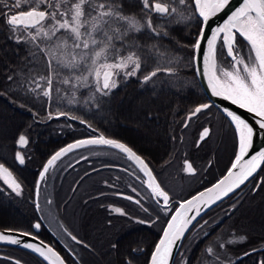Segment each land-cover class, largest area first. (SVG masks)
Returning <instances> with one entry per match:
<instances>
[{
  "label": "flooded vegetation",
  "instance_id": "flooded-vegetation-1",
  "mask_svg": "<svg viewBox=\"0 0 264 264\" xmlns=\"http://www.w3.org/2000/svg\"><path fill=\"white\" fill-rule=\"evenodd\" d=\"M116 2L122 5L121 0ZM12 3L13 0H0V14L3 15L6 11L4 4ZM20 10H27V7L13 9V11ZM7 27L9 28L8 25ZM6 43L9 45L5 49L8 52L5 60L18 63L19 59L23 58L21 57L23 50L18 46L25 42L18 43L13 39ZM115 43L123 54L121 42ZM240 48L242 54L247 51L245 47L240 46ZM124 77L121 72L117 77L118 87L103 95L106 108H108V100L111 99L110 95L118 96L123 91ZM69 101L72 100L57 93L55 104L58 107L61 105L67 108L73 107L72 104L75 103ZM8 102L11 106H15L12 99H8ZM203 104H208L209 108L190 117V113L198 105L195 106L186 116L184 130L180 132L178 130L173 135L172 140L188 143L187 147L184 146L181 151L175 153L174 158L172 156L162 160L161 157L157 161L154 153H139L125 140L102 133L108 138L125 143L144 158L157 181L169 192L171 210L169 213L166 214L162 208V198L160 204H157L158 198L151 194V190L144 183L146 177L139 170V166L118 149L93 145L94 147H91L94 148L93 150H86L71 157L64 155L50 167L44 180L41 181L38 177L47 160L41 167L35 166L39 162L41 151L37 149L26 151L27 146L30 145L28 138V144L22 150L25 158L24 166H21L14 156L13 162L16 167L13 169L9 167L22 185L20 194L13 191L0 178V228L27 231L42 241L50 240L45 242L52 245L67 264H124L125 258L130 257L134 259L132 264H149L145 247H130L126 245L127 243L130 245V241L121 240L138 235L147 238L146 243H151L157 226L172 214L179 202L217 181L235 157L237 132L233 124L214 104L209 103V100ZM107 121L105 122L108 123ZM120 124L124 126V123ZM85 128L87 135L74 140L101 134V131L89 127L88 124H85ZM205 128L209 129V134L201 140ZM28 160L33 161V166H26ZM185 161L192 164L194 173L185 170ZM251 178L239 190L240 192L235 193L236 195L234 194L230 199L232 202L228 205L225 214L208 217L203 224H200L197 246L191 249L190 256L184 259V263L193 260L194 255L197 254V260L199 256L205 255L201 256L202 260L199 264H207L211 256L204 250L211 242L238 236H246L247 239L230 244L221 251L220 253L227 252L226 257L221 256L222 260H230L231 264H260L264 261V173L260 175L258 173ZM38 181L39 190H37ZM244 191L245 195H243ZM128 196L134 197V200L127 199ZM135 200H140V205L136 204ZM243 202H245L244 206L241 205ZM115 208L122 209L127 215L115 212ZM243 209H246L247 214L241 213ZM213 219L214 221L210 222ZM137 220L144 223H137ZM37 223L40 224L39 229L34 227ZM206 227L211 229L206 230ZM73 235L82 243L73 241L71 239ZM113 244L117 245L115 249L112 247ZM1 246L0 264H16L17 260L23 264H44L38 261L32 262L31 258L27 259L23 255H20L22 259L12 255L18 252L16 247L11 249ZM132 249L137 251L132 252Z\"/></svg>",
  "mask_w": 264,
  "mask_h": 264
},
{
  "label": "snow or ice",
  "instance_id": "snow-or-ice-1",
  "mask_svg": "<svg viewBox=\"0 0 264 264\" xmlns=\"http://www.w3.org/2000/svg\"><path fill=\"white\" fill-rule=\"evenodd\" d=\"M229 2L230 0H193L195 11L205 25L211 17L224 10ZM142 3L145 9L158 14L161 18L172 16L178 12L177 8H169L168 4L160 2V0H154L153 3H150V0H142ZM178 3L184 5L186 0H178ZM25 6L27 10L13 11V9H21ZM4 8L6 9L3 14L5 23L14 33L17 42L32 44L36 52L40 54V58L46 62L44 64L45 74H36L39 70L37 64L35 68L27 67L15 77L8 76V80L16 84L17 90L50 98L54 88V77L66 85H72L73 81H76L81 86H86L91 76L94 78L95 92L107 95L118 87L117 77L121 72L124 76L135 75L142 67H146L148 60L153 57L157 61V66L143 76V82H149L159 73L171 75L175 72L174 67L160 66V63L164 61L165 54L159 52L157 45H152L154 52L145 55L143 60L141 53L137 51H128L126 55L121 54L115 42L120 41L123 46L129 31L140 32L142 29H147L155 36L164 37L168 33L157 31V28L153 27L150 16L141 23L134 16L124 15L122 5L116 0H13L10 5L4 4ZM181 19H186V17L181 16ZM159 27L163 29L164 26L160 25ZM18 32L21 34L16 35ZM237 37L246 42L247 51L243 54ZM204 40L207 42V51L203 52L204 74L207 76L212 94L223 97L240 108L254 113L259 117L257 121L259 127L264 129V0H242L223 25L212 30L210 36L206 37L204 28H201L199 38L193 45L194 49L201 50ZM218 41L221 49H226L227 56L231 58L227 68L217 64ZM128 47L138 49L139 45L132 44ZM37 59L38 57L34 53L33 60ZM167 63L171 64L172 60H167ZM82 68L87 72V75H84L83 72L80 75H75ZM129 68H131L130 71ZM65 70L70 75L61 77V72ZM91 99L94 97L89 98V100ZM207 108H209L208 104L198 105L190 113V117ZM224 111L234 123L238 136V153L235 162L228 170V174L212 188L180 202L179 207L171 214V219L167 222L162 237L155 245L150 264H169L173 248L177 241L184 236L192 221L200 214L201 205L209 207L221 200L239 188L264 163V151L241 163L252 147L254 129L235 112L228 109H224ZM59 115H66V113L61 112ZM49 118H51V114H49ZM73 119H77V117H73ZM81 123L87 122L82 120ZM88 126L91 127V125ZM208 134L209 129L205 128L200 139L203 140ZM17 143L26 145L28 140L21 134ZM88 145L111 146L126 154L127 158L134 161L139 166V170L143 172L146 177L144 183L151 190V194L158 198L157 204H160V198H162V208L165 213L171 211L169 192L157 181L148 163L131 147L118 140L106 138L102 133L96 137L77 140L57 151L44 164L43 170L40 172V180H44L50 167L62 156L74 149ZM15 160L19 164L25 162V158L20 152H16ZM185 164V170L194 173L195 169L192 164L188 161H185ZM237 169L239 170L236 171ZM0 178L13 191L20 194L22 185L4 163H0ZM37 190H39V181ZM126 198L134 200L132 196ZM134 202L138 205L141 203L140 200ZM114 211L127 215L120 208H115ZM193 211L196 215H189ZM136 222L144 223L139 220ZM34 227L39 229L40 224L37 223ZM21 235L31 236V233L23 232ZM69 235L71 234L69 233ZM71 239L77 241V237L74 235L71 236ZM246 239V236L234 237L225 243H219L218 247L225 250L226 245ZM0 241L17 245L23 243V247L32 249L48 264H65L60 254L52 247L43 245L42 241L40 243L22 242L20 236L6 233H0ZM77 242L82 243V241ZM112 247L115 249L117 245L113 244ZM136 251V249H132V252ZM204 251L214 257L216 264H231L230 260H222L221 253H217L212 246L206 247ZM223 255L226 257L227 252L224 251ZM16 264H21V262L17 260ZM124 264H132V259L125 258ZM260 264H264V261H261Z\"/></svg>",
  "mask_w": 264,
  "mask_h": 264
},
{
  "label": "trees",
  "instance_id": "trees-1",
  "mask_svg": "<svg viewBox=\"0 0 264 264\" xmlns=\"http://www.w3.org/2000/svg\"><path fill=\"white\" fill-rule=\"evenodd\" d=\"M153 1L150 0V3H153ZM121 2L124 15L134 16L141 23L150 16L153 27L157 28V31L168 33L164 37L155 36L147 29H142L140 32L129 31L122 46L123 54L126 55L128 51H137L141 53L143 60L145 55L154 52L152 45H157L159 52L165 54L164 61L160 63V66L174 67L175 72L171 75L159 73L152 80L145 83L143 82V76L157 66L155 57L149 59L146 67H142L131 77L125 76L123 78L125 80L123 91L118 96L110 95L108 108L104 106L103 95L95 92L94 79L91 76L86 86H81L76 81H73L72 85H66L54 77V88L50 98L17 90L16 84L10 82L8 76L15 77L16 74L21 73L27 67L35 68L37 64L39 70L36 74H45L44 64L46 62L40 58V54L36 52L33 45L27 42L18 46L23 50L21 52L23 58H20L18 63H10L5 60L8 55L5 49L9 45L6 42L15 39V35L7 27L4 16L0 14V163H4L5 166L12 169L16 167L13 162L17 149L16 142L18 136L24 134L30 140V145L27 146L26 151L31 152L33 149L41 151L39 162L35 164L39 168L49 156L64 144L87 135L85 124L91 125L101 133L125 140L139 153H154L157 161L161 157H163L162 160L172 156L174 158L176 152L184 146L187 147V142H178L172 140V137L178 130L179 132L184 130L183 125L187 114L195 106L209 100L202 86H200L201 84L195 72V49L193 45L199 36L202 20L195 11L193 0H186L184 5H180L178 0H160V2L168 4L169 8L175 7L178 9L176 14L165 18H161L158 14L145 9L142 0H121ZM181 16L186 17V19H181ZM160 25L164 26L163 29L159 27ZM19 34L21 33L19 32ZM16 35L18 34L16 33ZM237 40L239 46L247 48L246 42L242 38L237 37ZM132 44L139 45V48L128 47ZM34 53L38 57L35 61L33 60ZM169 59L172 60L171 64L167 63ZM230 62L231 60L228 58L225 49L222 50L220 42H218V66L226 68ZM85 67L87 66L85 65ZM128 70L130 71L131 68ZM81 72L87 75L83 68L77 71L75 75H80ZM60 75L61 77H68L70 73L65 70ZM128 79H130L129 82ZM56 89H59V91H56ZM57 93L68 100H72L75 103L72 104L73 107L67 108L63 105L58 107L55 104ZM90 97H94V99L89 100ZM8 99H12L15 106H11ZM61 112L66 113V115L56 117ZM49 114H51V118H49ZM73 117H77V119H73ZM82 120L87 123H81ZM120 123H124V126ZM143 127H146L148 134L154 136V141L158 144L155 149L146 147L144 140L137 136ZM26 155H29V153H26ZM27 162L26 166H33L32 160ZM258 173L259 175L264 173L263 165L262 168L260 166L256 174ZM243 195H245V191ZM233 197L234 195L211 209L193 226L177 254L175 264H186L184 259L190 256L191 249L197 246L199 237L197 232L201 230L200 224H203L208 217L225 214L228 205L232 202L230 199ZM241 205L244 206L245 202ZM241 213L247 214L246 209H243ZM169 217L157 226L151 243H146L147 238L138 235L126 237L121 241H130V245L126 244L130 247H145L147 261L149 262L155 248L154 245H156L160 234L163 232ZM212 221L214 219L210 222ZM211 227H206V230L211 229ZM43 240L50 242V240ZM6 247L16 249L15 247ZM16 251L18 252L12 253V255L18 258L23 255L27 259L31 258L32 262L38 261L48 264L32 252L20 248H17ZM201 256L197 260L198 256L195 254L193 260H189L188 263H201L202 257L205 255ZM130 258L134 262L133 257Z\"/></svg>",
  "mask_w": 264,
  "mask_h": 264
},
{
  "label": "water",
  "instance_id": "water-1",
  "mask_svg": "<svg viewBox=\"0 0 264 264\" xmlns=\"http://www.w3.org/2000/svg\"><path fill=\"white\" fill-rule=\"evenodd\" d=\"M242 2V0H230L229 2V5L224 9L222 10L221 12L217 13L216 16L214 17H211L210 20L208 21V23L205 25L203 22H202V26L201 28H204L205 30V36H210L211 35V32L213 29L223 25V23L225 22V20H227L228 16L232 13V11H234L239 5L240 3ZM197 13V12H196ZM198 14V13H197ZM199 16V15H198ZM200 19L202 20V18L200 17ZM201 31V30H200ZM200 35V33H198ZM199 38V36H198ZM197 38V39H198ZM219 42V41H218ZM245 42V41H244ZM217 46H218V43H217ZM207 51V42L206 40L202 41V48L201 50H197L195 49L194 51V65H195V72H196V76L200 82V86H202L203 90L205 91L207 97L209 98V103H212L214 104L227 118L228 120L233 124L232 126H234L235 128V125L234 123L231 121V118L227 116L226 112L224 111V109H228L230 111H233L235 112L237 115H239L242 119L246 120L250 125H252L253 129H254V135H253V142H252V147L248 150V153L245 155V157L243 158V160L241 161V163H244L245 161H247L248 159L251 158V156L253 155H256L258 154L259 152L261 151H264V129H261L259 127V124L257 123V121L259 120V117H257L254 113H250L249 111H247V109H243V108H240L238 105L236 104H233L231 101L227 100V99H224L223 97H218V96H215L212 94V91H211V88L208 84V79H207V76L204 74V56H203V52H206ZM226 51V49H225ZM227 53V52H226ZM230 58V57H229ZM231 59V58H230ZM60 115H57L56 117H59ZM24 135V134H22ZM25 136V135H24ZM105 136V135H104ZM26 137V136H25ZM106 137V136H105ZM238 138V136H236ZM27 140H28V137H26ZM108 138V137H106ZM84 138H81V139H77V140H82ZM85 139H88V138H85ZM77 140H74V141H71L67 144H64V146H62L61 148H64L65 146H67L68 144H71V143H74L75 141ZM28 144V143H27ZM26 145H19L17 143V152H20L22 156H24L23 154V149L25 148ZM125 144V143H124ZM128 146V145H127ZM129 147V146H128ZM238 147V146H237ZM61 148H59L58 150H56L54 152V154L59 151ZM76 149H74L73 151H75ZM136 152V151H135ZM238 153V148H237V152H236V155ZM52 154V155H54ZM68 154V153H67ZM138 154V153H137ZM51 155V156H52ZM66 155V154H65ZM139 155V154H138ZM50 156V157H51ZM49 157V158H50ZM63 157V156H62ZM142 157V156H141ZM48 158V159H49ZM143 158V157H142ZM235 158L236 156L234 157V160L233 162H235ZM47 159V160H48ZM144 159V158H143ZM58 161V160H57ZM56 161V162H57ZM47 162V161H46ZM45 162V163H46ZM55 162V163H56ZM232 162V164H233ZM25 164V162H24ZM24 164H20L21 166H24ZM231 164V166H232ZM264 163L261 164V166L263 165ZM230 166V168H231ZM229 168V169H230ZM228 169V170H229ZM260 169V167L257 168L256 172L253 173V175L251 177H253L257 172L258 170ZM43 170V168H42ZM41 170V171H42ZM228 170L226 171V173L223 175V177L221 176L217 181H215L213 184L209 185L208 187L202 189V190H199L197 193H195L194 195L190 196L189 198L185 199V200H188V199H191L193 196H197L199 193L201 192H205L207 189L209 188H212L213 185L217 184L218 181L222 180L227 174H228ZM239 169H237L236 171H238ZM154 175V174H153ZM155 176V175H154ZM249 177L248 180H246L242 185H240L239 188L235 189L233 192L229 193L227 196L223 197L221 200L219 201H216L214 204H212L211 206L209 207H204L203 205H201V212L198 216H196V219L192 221V223L189 225V228L188 230L185 231V234L184 236L179 240L177 241L176 243V246L173 248V252H172V257L170 258L169 260V264H175V259L177 257V254L179 253L180 249H181V246L186 238V236L188 235V233L191 231V229L193 228V226L205 215L207 214L211 209H214V207H216L217 205H219L220 203H222L223 201H225V199H228L230 198L232 195H234L235 193H237L239 190H241V188H243L252 178ZM40 179V176L38 177ZM184 201V200H183ZM182 202V201H181ZM180 204V202H179ZM179 204L177 207H179ZM176 207V208H177ZM175 208V209H176ZM174 209V211H175ZM174 211L172 213H174ZM189 215H196L195 214V211L189 213ZM171 219V215L168 219V221ZM167 221V222H168ZM165 227L167 226V223H165ZM164 227V228H165ZM9 230H12V231H9ZM164 230V229H163ZM25 231H21V230H15V229H9V228H0V233H6V234H9V235H13V236H20V239L22 240V242H32V243H40L42 241V239L38 238L36 235L34 234H31V236H22L21 233H23ZM27 232V231H26ZM163 235V232L160 234V237L157 241V243L159 242L160 238L162 237ZM43 242V245H46V246H49V247H52L57 253H59L52 245H50L49 243L45 242V241H42ZM156 243V244H157ZM0 245H4V246H12V247H16V248H21V249H24V250H27L29 252H32L36 255L39 256V254L35 253L32 249H28V248H25L23 247V243L17 245V244H11L9 242H6V241H0ZM155 246V245H154ZM155 249V248H154ZM154 251V250H153ZM152 251V252H153ZM60 254V253H59ZM152 255V254H151ZM61 256V255H60ZM40 257V256H39ZM62 257V256H61ZM42 258V257H41ZM63 258V257H62ZM43 259V258H42ZM44 260V259H43ZM64 260V259H63ZM150 261H151V256H150V260H149V264H150ZM47 262V261H46ZM48 263V262H47ZM23 264V263H21ZM65 264L66 261H65Z\"/></svg>",
  "mask_w": 264,
  "mask_h": 264
},
{
  "label": "rangeland",
  "instance_id": "rangeland-1",
  "mask_svg": "<svg viewBox=\"0 0 264 264\" xmlns=\"http://www.w3.org/2000/svg\"><path fill=\"white\" fill-rule=\"evenodd\" d=\"M154 2V1H153ZM94 79V78H93ZM137 136L139 138H142L144 140V145L146 147H149V148H152V149H155L156 147H158V144L154 141V136L153 135H150L148 134V132L146 131V127H143L140 132H138ZM19 137V136H18ZM18 140V138H17ZM91 147H94L93 145H88V146H84V147H81L79 149H76L75 151H72L68 154H66L67 156L71 157V156H75L77 153H80V152H84L86 150H93L94 148L91 149ZM72 153V154H71ZM65 155V157H66ZM227 240H229L227 237L226 238H222V239H216L214 240L213 242H211V244H209L210 246H212L217 253H220L221 250L219 247H218V244L219 243H225ZM253 243V242H250V244ZM229 245H226V248L228 247ZM221 256H223V253H221ZM207 264H216L215 260H213V257L211 256V259L209 260V262Z\"/></svg>",
  "mask_w": 264,
  "mask_h": 264
}]
</instances>
